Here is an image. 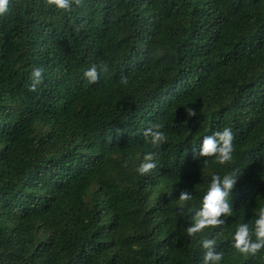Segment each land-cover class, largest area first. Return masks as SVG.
Returning <instances> with one entry per match:
<instances>
[{
    "label": "trees",
    "instance_id": "obj_1",
    "mask_svg": "<svg viewBox=\"0 0 264 264\" xmlns=\"http://www.w3.org/2000/svg\"><path fill=\"white\" fill-rule=\"evenodd\" d=\"M155 123L167 139L152 146L143 131ZM225 127L233 153L221 165L200 142ZM147 151L159 160L140 174ZM234 169L230 214L189 235L211 175ZM261 206L264 0H8L0 264H201L205 238L218 264H264V247L241 254L232 241Z\"/></svg>",
    "mask_w": 264,
    "mask_h": 264
},
{
    "label": "clouds",
    "instance_id": "obj_2",
    "mask_svg": "<svg viewBox=\"0 0 264 264\" xmlns=\"http://www.w3.org/2000/svg\"><path fill=\"white\" fill-rule=\"evenodd\" d=\"M58 8L68 7V0H50ZM8 10V0H0V14L6 13ZM104 71H107V65L103 66ZM83 77L93 82L97 79V69L95 66L88 68L83 72ZM31 84L29 90H34L37 83L41 79V69L34 68L30 73ZM121 83L126 84L127 80L121 77ZM188 115L192 114L191 109H186ZM162 125L155 123L143 131V136L152 146H157L164 142L167 137L161 131ZM222 142V144H221ZM218 144L221 146L217 147ZM233 145L232 133L227 127L223 128L221 132H214L212 135H205L200 142V154L206 156H214L216 163L223 165L225 162L232 160ZM156 157L154 160L153 157ZM159 157L153 151L144 153L143 160L136 168V172L143 174L155 167ZM239 169H234L227 172L222 177L212 174L206 191L199 201V207L196 211L194 220L195 223L186 229L189 235L199 232L204 228L210 226H217L223 221L218 220L222 213L230 214V208L225 200L229 194V189L233 186L234 180ZM192 197L185 192H181L179 201H190ZM254 236V239L252 238ZM233 247L241 254H255L258 250L264 247V206L258 210V218L254 220L253 227L250 233L249 225L239 223L235 227V232L232 234ZM214 243L213 239H202L201 246L206 249L201 260V264H218L221 260V253H214L211 245Z\"/></svg>",
    "mask_w": 264,
    "mask_h": 264
}]
</instances>
